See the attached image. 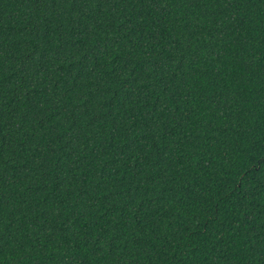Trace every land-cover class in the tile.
Here are the masks:
<instances>
[{"label": "trees", "instance_id": "trees-1", "mask_svg": "<svg viewBox=\"0 0 264 264\" xmlns=\"http://www.w3.org/2000/svg\"><path fill=\"white\" fill-rule=\"evenodd\" d=\"M0 264H264V0H0Z\"/></svg>", "mask_w": 264, "mask_h": 264}]
</instances>
